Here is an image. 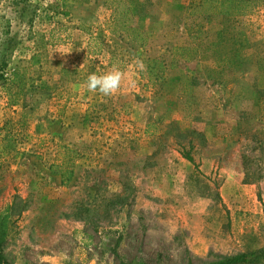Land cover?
<instances>
[{"label": "rangeland", "instance_id": "rangeland-1", "mask_svg": "<svg viewBox=\"0 0 264 264\" xmlns=\"http://www.w3.org/2000/svg\"><path fill=\"white\" fill-rule=\"evenodd\" d=\"M112 1L0 0L9 264H197L264 247V3L223 18L199 0H122L154 34L141 48L108 32ZM185 43L200 44L198 58H177ZM33 55L12 105L11 71ZM147 56L173 60L158 85L140 72ZM114 67L116 92L88 90L89 75ZM58 144L83 154L67 186L48 169ZM251 172L261 177L246 182ZM239 183L256 185L255 202L228 199Z\"/></svg>", "mask_w": 264, "mask_h": 264}, {"label": "trees", "instance_id": "trees-1", "mask_svg": "<svg viewBox=\"0 0 264 264\" xmlns=\"http://www.w3.org/2000/svg\"><path fill=\"white\" fill-rule=\"evenodd\" d=\"M263 3L264 0H199L197 9L206 10V16L234 18L250 13L253 9ZM110 8L112 10L111 15L109 20L106 22L109 33L114 35H124L141 48L148 45L154 34L152 31L142 30L135 25L130 9L122 0H113L111 2ZM87 32L91 40H102L101 29L95 33L90 31ZM187 32L188 36H191L190 38H196V32L194 29L188 28ZM100 46L101 45H98L93 53H98L100 51ZM216 46V44H213L212 47L216 48ZM200 48V44L190 45L185 43L182 45H175L172 47V51L174 50V52L178 54L177 58L180 61L188 62L198 58L201 50ZM218 57L222 58L221 55ZM172 62L168 65L162 57L147 56L142 60V70L140 72L151 85H158L166 79V71L168 68L173 67ZM37 63L38 59L35 55H33L29 65H18L12 69L11 84L16 88L14 91L11 90L10 103L12 105L17 104V101L14 99V97L23 92L27 84V79H29L30 68ZM5 66V63H2L0 68L4 69ZM258 67L261 69L263 68L261 66ZM252 140H254L256 144H259L260 146L261 140L256 137V134L253 135ZM255 148L256 147H253V149ZM186 156L187 158L191 159L189 155ZM82 158L83 154L78 153L76 150L69 148L65 144H58L57 155L55 156V160L49 165L48 169L52 176L59 178L60 184L62 186H67L76 175V168L83 164V161L81 162ZM251 174L253 173L251 172L249 174H245L246 182L249 180H258L261 177V175H258L256 179H253L250 177ZM34 182V180H31L30 185H33ZM15 209L16 203H13L0 210V264H9L4 254V246L8 239L11 216L13 215V211ZM118 241L119 239H117V244ZM259 262L264 264V247L251 250L249 252L222 256L216 261L202 262L197 264H256ZM135 264L145 263L137 262Z\"/></svg>", "mask_w": 264, "mask_h": 264}, {"label": "clouds", "instance_id": "clouds-1", "mask_svg": "<svg viewBox=\"0 0 264 264\" xmlns=\"http://www.w3.org/2000/svg\"><path fill=\"white\" fill-rule=\"evenodd\" d=\"M121 79V71L119 68L114 67L112 71L104 74L92 73L87 77L86 84L89 91H98L104 96H110L119 89Z\"/></svg>", "mask_w": 264, "mask_h": 264}, {"label": "crops", "instance_id": "crops-1", "mask_svg": "<svg viewBox=\"0 0 264 264\" xmlns=\"http://www.w3.org/2000/svg\"><path fill=\"white\" fill-rule=\"evenodd\" d=\"M255 188H256V185H253V184H250V185H247V184H235L234 186H230L228 189H227V197L229 200H233L234 202L235 201H238V199L236 200L235 198H237L239 196V198L243 199V200H239L241 202H244L246 201V199L249 198V202H255V200H252V199H255ZM233 197V198H231ZM226 200V199H224ZM225 202V201H224ZM262 202L264 203V200H262ZM261 212V210L259 211Z\"/></svg>", "mask_w": 264, "mask_h": 264}]
</instances>
